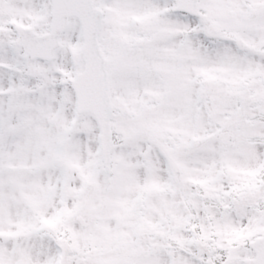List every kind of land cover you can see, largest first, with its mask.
<instances>
[{
    "label": "snow or ice",
    "instance_id": "6c2138e0",
    "mask_svg": "<svg viewBox=\"0 0 264 264\" xmlns=\"http://www.w3.org/2000/svg\"><path fill=\"white\" fill-rule=\"evenodd\" d=\"M0 264H264V0H0Z\"/></svg>",
    "mask_w": 264,
    "mask_h": 264
}]
</instances>
